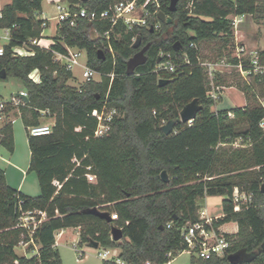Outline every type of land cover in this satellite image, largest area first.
Listing matches in <instances>:
<instances>
[{
  "label": "trees",
  "instance_id": "1",
  "mask_svg": "<svg viewBox=\"0 0 264 264\" xmlns=\"http://www.w3.org/2000/svg\"><path fill=\"white\" fill-rule=\"evenodd\" d=\"M62 1L73 11L77 4L102 11L118 0ZM170 3L160 0L157 12L151 4L147 25L129 29L120 23L110 39L105 36L109 21L94 23L98 38L90 36L87 20L77 26L63 23L50 47L31 43L43 37L44 20L38 16L43 0H10L0 10V29L10 28L11 37L0 56V78H16L28 92L26 103L7 104L6 114L15 108L27 131L42 123V111L55 117L50 134L28 132V172L38 176L39 195L11 186L0 168V264H64L55 246L56 231L68 227H80L79 243L97 240L118 248L124 264H166L187 250L182 231L200 219L199 200L210 195L226 196L224 215L213 222L217 232L231 221L238 223V232L225 233L231 241L226 254L210 259L193 254L192 264H264V107L254 89L264 75L253 77L251 83L238 81L247 99L244 107L214 109L220 98L208 94L210 75L201 64L207 47L220 59L235 46L230 14L246 13L264 21V0H179L175 11ZM160 11L172 21L161 20ZM138 36L142 43L135 48ZM62 41L86 50L88 64L103 73L102 80L71 85L73 72L54 58L53 50H65ZM24 44L35 54L14 55L13 48ZM147 44V61L128 74V60ZM162 52L171 54L173 71L159 68L167 60ZM260 52L264 57V50ZM230 60L238 62L236 57ZM36 69L41 82L30 77ZM224 82L223 74L216 75L217 85ZM195 98L203 108L195 119L183 122L181 110ZM105 103L121 114L105 135L97 137L98 115ZM170 120L176 122L166 134L162 127ZM0 144L14 152L12 121L0 128ZM237 190L252 198L236 201ZM94 208L110 213L112 220L97 215ZM34 209L48 213L35 233L40 248L34 254L29 246L31 255H20L16 247L27 234L19 225L20 216ZM113 226L122 228L121 240L112 238ZM238 251L245 258L232 263L229 255Z\"/></svg>",
  "mask_w": 264,
  "mask_h": 264
},
{
  "label": "built area",
  "instance_id": "2",
  "mask_svg": "<svg viewBox=\"0 0 264 264\" xmlns=\"http://www.w3.org/2000/svg\"><path fill=\"white\" fill-rule=\"evenodd\" d=\"M151 4L154 6L155 12L158 11L161 5L160 0H118L113 5L102 11L95 9L91 10L86 6H79L78 4L77 9L73 11L69 3L59 0L56 4L58 13L54 16V18L57 19V30L63 23H69L71 26H77L81 20H87L92 26L97 21H109L111 27L105 32V36L110 39L112 30L120 23H124L129 29H132L135 25H147V17L153 13V10L150 8ZM248 15L250 14L243 13L229 15V18L233 23L236 36H238L241 23ZM42 19L44 20L43 26L46 28L49 19ZM158 26L159 25H157V27ZM91 28L92 27H90L89 30H91ZM5 30L6 37L10 40V28H5ZM31 43L32 45L44 46L42 45L41 38L32 39ZM62 43L65 47L64 51L53 50L56 61L64 64L68 70L73 72V74H75V68L80 66L82 68L84 83L102 80L103 73L88 64L86 50L70 46L65 41H62ZM192 45L193 44H191V46ZM109 51L112 52L113 55L115 54L111 45L109 47ZM260 51L261 50L257 48H251L248 45L237 43L234 57L237 58L238 62L231 63L230 61L228 62V60L222 58L217 62H201V64L207 68L210 76H213L218 68H221L224 65H230L231 67L237 68L244 78L249 80L253 77L264 75V57L261 55ZM4 52L5 44H0V56L3 55ZM13 53L16 56L35 54L34 50L29 48L27 44L15 46L13 48ZM162 55H167V60L161 63L159 68L173 71L175 69V64L171 58V54H165L162 52ZM115 74L116 73L114 71L110 74L112 79ZM30 77L35 82H41V75L37 69L30 74ZM208 94L215 99L220 98V93H217L214 90H210ZM27 97L28 92L26 90H22L19 94L12 95L8 101H0V123L6 117L7 104L19 107L20 105L26 103ZM260 101L264 107V99L261 98ZM46 114H48V111H42L43 116ZM120 114L121 112L116 107H110L105 103L98 115V126L95 132L96 136L99 137L105 135L110 130L113 119ZM54 124L55 120L48 123L42 122L40 124L30 126L28 130L29 133L34 136L47 135L53 131ZM261 126L264 128V120L261 122ZM88 177L92 180L91 178H95V175L89 174ZM251 198L252 194H247L238 190L234 193V199L236 201ZM216 218L217 217L210 216L206 208L200 209V219L197 222L187 225L182 231L184 240L188 245L187 251L205 259H210L215 255L223 256L227 253L229 247L231 246V241L225 233L217 232L214 228L213 222ZM47 219L48 213L45 210L34 209L22 212L19 225L26 229L27 234L26 236H23L18 246L25 248L32 246L33 253H38L40 245L35 240V233L39 226ZM169 226H171V224H169ZM98 254L103 260H113L116 263L124 264V261L119 256L118 248L107 247L104 251H100ZM147 264L155 263L147 261Z\"/></svg>",
  "mask_w": 264,
  "mask_h": 264
},
{
  "label": "rangeland",
  "instance_id": "3",
  "mask_svg": "<svg viewBox=\"0 0 264 264\" xmlns=\"http://www.w3.org/2000/svg\"><path fill=\"white\" fill-rule=\"evenodd\" d=\"M10 0H0V9L8 3ZM59 0H43L42 5V12L38 14L40 18H48V25L43 31V37L41 38L42 45L50 46L54 42V37L57 34V19L54 18L57 15L58 10L56 4ZM245 27L247 32V39L242 40L241 37L235 35V46L228 47L227 50L224 51L225 56L222 57L226 60L232 59V53H235L237 43H243L248 45L251 48H257L259 50L264 48V21L257 22L255 18L251 15H248L244 18V21L240 25V29ZM240 32V31H239ZM238 37V40H237ZM261 40L260 46H253L252 42L254 40ZM9 40L6 37V30L0 29V44H6ZM234 56V55H233ZM217 52L212 48H206L203 51L201 62H217L220 59L217 58ZM205 67V66H204ZM222 68V67H221ZM215 71L213 76H210L211 81V90L220 93L221 88L224 85H238V81L245 79L244 76L239 72V70L235 67H230L229 69H221ZM208 71V70H207ZM209 73V71H208ZM223 74L225 80L223 84L217 85L215 83L216 75ZM74 77L69 80L71 85H75L80 87L84 84V77L82 74V68L77 66L75 68ZM210 75V74H209ZM246 80V79H245ZM86 83V82H85ZM22 90H25L23 84L14 77L9 78H0V101H8L12 95L19 94ZM226 96H229L230 105L236 102L237 98L232 97L229 94V91L226 90ZM225 96V97H226ZM220 100V99H219ZM216 100L214 105V109H216L217 104L219 103ZM218 102V103H217ZM228 105V104H227ZM222 104H218V107H222ZM42 122L48 123L50 121L55 120V117H47L42 116ZM28 132L26 126L24 125L21 118H18L14 122V139H15V158L13 161L20 167L25 168L26 165L29 163L30 160V147L28 143ZM17 173L13 174V177H9L10 184L14 185L18 180H20L22 173L15 170ZM26 178V177H25ZM95 180V178H91ZM26 185L29 192H33V187H38V177L36 172L32 171L29 173L28 177L26 178ZM206 197H208V203H206ZM199 200V203L202 206H207L210 210L211 214L219 213L223 207V200L226 198L225 195H210L206 196ZM232 225L229 226L231 228ZM80 239V230L77 227H70L66 229L64 236L60 240L59 250L61 257L63 259L64 264H102L103 259L99 256L100 251H104L105 248L102 245L99 247H93L88 243H79ZM76 244V247H75ZM18 251L22 252V247H18ZM83 254V255H82ZM192 253L185 250L179 253L173 260H171L168 264H192Z\"/></svg>",
  "mask_w": 264,
  "mask_h": 264
},
{
  "label": "crops",
  "instance_id": "4",
  "mask_svg": "<svg viewBox=\"0 0 264 264\" xmlns=\"http://www.w3.org/2000/svg\"><path fill=\"white\" fill-rule=\"evenodd\" d=\"M1 10V9H0ZM239 37L242 38V40H245L247 39L246 35H247V32L245 30V27L242 29L239 30ZM262 40V39H261ZM261 40H254L252 42V45L253 46H260V42ZM243 44V43H242ZM246 45V44H245ZM227 50V49H226ZM261 50H264V48L262 47ZM235 52V51H234ZM234 53H232V58H235L234 56ZM231 63H233V61L229 60ZM228 61V62H229ZM231 66L230 65H224L222 66L221 69H226V68H230ZM250 83L251 82H254V78H251L248 80ZM254 89L255 91L258 93L259 95V98L261 99H264V81H259V82H255L254 83ZM226 90L229 91V94L235 98H237L236 102H234V104H231L230 105V101H229V96H226L225 92ZM226 96V97H225ZM219 102V103H218ZM217 103L218 104H222L223 106L222 107H218V104L216 106V109H230L232 107H235V106H241V107H244L246 104H247V99H246V96L244 94V92L237 86V85H224L221 90H220V100L218 101ZM228 104V105H227ZM18 118H21V116L17 115L16 114V109L14 108L13 110H11L8 114H6V117L5 119L2 120V122L0 123V128L4 125V123H6L7 121H12L13 124L15 122L16 119ZM22 119V118H21ZM29 143V142H28ZM30 147V146H29ZM15 150L13 153L9 152L5 147H3L1 144H0V168H4L5 169V172H6V177H7V181L8 183L10 184L9 182V177L12 176L13 177V174H16L17 172L15 170H17L18 172H21L22 173V176L20 178V180H18L14 185L10 184L11 186L17 188L18 190L28 194V195H32V196H35V195H39L41 193V187H40V183H39V180H38V187H33V192H29L27 189V185H26V178L28 177L30 171L28 172V168L30 166V161H31V149H30V160H29V163L26 165L25 168H22L20 166H18L14 161L13 159L15 158ZM26 177V178H25ZM38 177V176H37ZM208 197H206V203H208ZM223 203V202H222ZM206 208L208 210V213L210 216H213V217H222L224 215L223 213V207H222V210L219 212V213H214V214H211L210 210L208 209L207 206H202L201 209H204ZM232 225L231 228H229V226ZM70 228V227H68ZM68 228H63V229H60V230H57L56 231V243H55V246L59 249V245H60V240L61 238L64 236L65 234V231L66 229ZM79 228L80 230V227H77ZM238 223L235 222V221H231V222H227V223H224L223 225H221L219 227V230L220 232H223V233H230V234H235L238 232ZM79 242V241H78ZM18 247L20 246H17L16 247V251L18 254L20 255H31V253L28 252V249L25 248V247H22V252H19L18 251ZM60 251V250H59ZM118 253H120L119 249H118ZM33 254V253H32Z\"/></svg>",
  "mask_w": 264,
  "mask_h": 264
},
{
  "label": "water",
  "instance_id": "5",
  "mask_svg": "<svg viewBox=\"0 0 264 264\" xmlns=\"http://www.w3.org/2000/svg\"><path fill=\"white\" fill-rule=\"evenodd\" d=\"M83 1H88V0H83ZM179 0H171L170 3V9L172 11H175L177 9V4H178ZM159 18L163 21H167V22H171L172 18L171 16H168L164 11H160L158 14ZM90 36L93 38H98L100 37V33L97 31V29L92 25V28L90 30ZM142 43V39L140 36H138L134 42V47L138 48L139 46H141ZM150 44L145 45L144 47H142L140 50H138L127 62V73L128 74H133L136 70V68L139 65L144 64L147 61V50L149 48ZM99 53L101 56L105 57V52L103 49L99 50ZM5 76V75H4ZM163 80L160 79V83ZM203 108V105L200 104L199 100L197 98L193 99L192 101H190L189 103H187L181 110L180 113V119L183 122H187V121H191L193 119H195L199 113V111ZM175 120H170L168 121L165 125H163L162 129L166 134H169L173 129H174V125H175ZM162 178L164 181H169V175L168 172L166 170H164L162 172ZM262 189L264 191V184L262 186ZM92 211L94 213H96L97 215L107 219L108 221L112 220V216L110 215V213L105 212V211H101L97 208L92 209ZM111 234H112V238L115 241L121 240L123 238V230L122 228L118 227V226H113L111 229ZM93 247H99L100 243L97 240H93L90 244ZM245 258V253L243 251H238L235 253H232L229 255V260L232 263H239L240 261H242Z\"/></svg>",
  "mask_w": 264,
  "mask_h": 264
}]
</instances>
